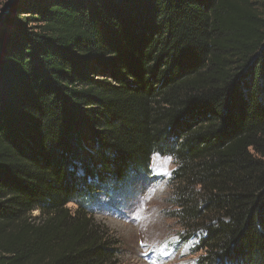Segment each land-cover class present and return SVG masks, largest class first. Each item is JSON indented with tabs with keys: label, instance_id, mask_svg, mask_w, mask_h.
Wrapping results in <instances>:
<instances>
[{
	"label": "trees",
	"instance_id": "16d2710c",
	"mask_svg": "<svg viewBox=\"0 0 264 264\" xmlns=\"http://www.w3.org/2000/svg\"><path fill=\"white\" fill-rule=\"evenodd\" d=\"M0 24V264H119L91 208L155 154L197 263L264 264V0H15Z\"/></svg>",
	"mask_w": 264,
	"mask_h": 264
},
{
	"label": "rangeland",
	"instance_id": "374dc122",
	"mask_svg": "<svg viewBox=\"0 0 264 264\" xmlns=\"http://www.w3.org/2000/svg\"><path fill=\"white\" fill-rule=\"evenodd\" d=\"M14 2L0 0L1 20ZM173 170L171 158L155 154L146 175L133 177L109 194L102 193L91 208L94 220L119 240V264H198L202 252L195 248L202 232L186 240L187 235L171 216L175 210L168 204ZM38 215L32 212L33 217Z\"/></svg>",
	"mask_w": 264,
	"mask_h": 264
},
{
	"label": "clouds",
	"instance_id": "9594fccd",
	"mask_svg": "<svg viewBox=\"0 0 264 264\" xmlns=\"http://www.w3.org/2000/svg\"><path fill=\"white\" fill-rule=\"evenodd\" d=\"M163 186H164V184H163V183H161V188H163Z\"/></svg>",
	"mask_w": 264,
	"mask_h": 264
},
{
	"label": "water",
	"instance_id": "95a60500",
	"mask_svg": "<svg viewBox=\"0 0 264 264\" xmlns=\"http://www.w3.org/2000/svg\"><path fill=\"white\" fill-rule=\"evenodd\" d=\"M7 13H8V11H6V12L4 13V15H7Z\"/></svg>",
	"mask_w": 264,
	"mask_h": 264
}]
</instances>
